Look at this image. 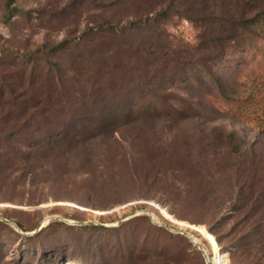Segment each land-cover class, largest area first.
I'll use <instances>...</instances> for the list:
<instances>
[{
	"label": "rangeland",
	"instance_id": "374dc122",
	"mask_svg": "<svg viewBox=\"0 0 264 264\" xmlns=\"http://www.w3.org/2000/svg\"><path fill=\"white\" fill-rule=\"evenodd\" d=\"M8 1L0 0V35L25 49L51 48L66 38L80 40L87 27L103 23L112 13L96 7L107 0H97L96 5L94 0H15L11 7L23 12L8 18ZM134 1L136 7L151 6L156 11L175 2L184 13L201 11L225 20L264 13V0ZM27 10L33 13L31 19ZM129 15L125 21L134 19ZM165 19L169 33L186 43L195 42L203 29L174 10ZM225 25L229 27V22ZM256 33L262 38L255 36L252 49L240 38L231 42L227 59L213 67L209 64L215 82H178L162 91L166 97L159 102V115H119L105 130L99 126L107 117L101 110L66 115V124H72L66 125L72 132L68 143L75 147L68 163L26 172L19 160L8 168L12 148L23 155L27 150L17 142L28 138L21 133L7 136L1 119L0 216L15 221L21 230L0 219V264H207L202 251L181 230L194 234L213 264H242L238 258L232 261L236 240L229 234L239 224L237 237H245L246 242L259 238L247 237L253 225L246 212L234 210L230 203L216 220L177 200V193L200 190L184 188L196 179L169 166L183 161L184 153L196 157L202 147L211 144L212 149V141L222 131L237 132L256 151L264 152V132L258 125L264 124L260 122L264 118V25ZM126 35L146 38L150 31ZM115 36L104 34L97 40L108 42L95 61L98 66L126 61L125 54L117 52L115 40L121 36ZM244 50H249L246 56ZM65 58V54L44 55L51 63ZM176 77L181 79L184 73ZM87 118L98 125L93 128V122L83 120ZM90 148L94 156L88 154ZM168 178L175 187L164 188L161 180ZM145 210L152 211L158 223ZM217 233L224 237L223 244L217 241Z\"/></svg>",
	"mask_w": 264,
	"mask_h": 264
},
{
	"label": "trees",
	"instance_id": "16d2710c",
	"mask_svg": "<svg viewBox=\"0 0 264 264\" xmlns=\"http://www.w3.org/2000/svg\"><path fill=\"white\" fill-rule=\"evenodd\" d=\"M14 1H8V18L23 12L20 7H11ZM96 1H93L95 5ZM135 4L134 0L98 3L96 7L112 12L108 19L87 27L80 40L66 38L51 48L25 49L12 45L10 39L0 35V41L4 40L0 43V120H5L3 130L9 131L7 136L21 133L28 138L23 143L17 142L20 148L27 150L23 155H17L18 150L12 148L8 168L19 160L26 172L63 161L68 163L75 147L68 143L72 124H66V115L78 111L90 115L101 110L107 116L99 122L104 130L119 115H159V102L165 96L161 93L170 85L201 79L215 82L212 67L227 59L231 42L244 37V44L252 49L255 36L262 38L256 32L264 25V13L248 19L225 20L201 11L184 13L175 7V2L158 11ZM172 10L203 28L195 42L186 43L169 33L165 18H169ZM27 12L31 19L32 11ZM129 14H133L134 19L125 21ZM225 22H229V27ZM148 29L150 35L146 38L126 35L129 31ZM104 34L121 36L120 40H115L117 52L124 53L126 61L102 66L95 63L108 44L106 40L97 41ZM248 52L244 50L243 54L246 56ZM46 54L61 57L65 54L66 58L51 63L44 59ZM180 72L184 77L177 79ZM91 119L83 120L93 122L94 128L98 122ZM261 121L264 122L263 117ZM258 125L264 132V124ZM220 133L212 141L215 149L209 144L202 147L196 157L193 153H184L183 161L169 166L196 179L195 183L183 184L184 188L200 190L177 193L175 198L216 220L230 203L234 210L245 211V217L253 225L247 237L259 235V238L246 242L245 237H237L239 224L235 225L229 234L236 240L231 249L232 261L238 258L242 264H264V152L256 151L255 146L241 139L237 132ZM91 149L86 153L93 155ZM177 181L182 185V181ZM161 184L164 188L175 187L169 178L161 180ZM216 190L221 193L217 194ZM217 241L223 244L224 237L217 233Z\"/></svg>",
	"mask_w": 264,
	"mask_h": 264
},
{
	"label": "water",
	"instance_id": "95a60500",
	"mask_svg": "<svg viewBox=\"0 0 264 264\" xmlns=\"http://www.w3.org/2000/svg\"><path fill=\"white\" fill-rule=\"evenodd\" d=\"M145 211H146L147 213L150 214V216L152 217V219L154 220V222L158 223V222L155 220L152 211H150V210H145ZM51 218H52V217H51ZM54 218H60L61 220L66 221V222H68V223H73L72 221H69V220H67V219H65V218H63V217L55 216ZM0 219L3 220V221H5V222H7V223H9V224L14 225V226L17 227L19 230H21V228L19 227V225H18L15 221H12V220H10V219H8V218L1 217V216H0ZM181 231H182L183 234H185L186 236H188V237L191 239V241L193 242V244H194L196 247H198V248L202 251L203 255H204L205 258H206L207 264H213V261H211L210 256H209L207 250H206V249L204 248V246H203V245L197 240V238L194 236V234L191 233V231H187V230H181Z\"/></svg>",
	"mask_w": 264,
	"mask_h": 264
},
{
	"label": "bare ground",
	"instance_id": "6f19581e",
	"mask_svg": "<svg viewBox=\"0 0 264 264\" xmlns=\"http://www.w3.org/2000/svg\"><path fill=\"white\" fill-rule=\"evenodd\" d=\"M166 214H167V212H166ZM172 217H173V216H172ZM172 217H171V218H172ZM173 218H174V217H173ZM173 218H172V219H173ZM170 220H171V219H170ZM176 222H177V223H179L180 225H182V224H183V222H182V221H178L177 219H176ZM200 227H201V226H200ZM200 227H199V228H200ZM202 229H203V228H202Z\"/></svg>",
	"mask_w": 264,
	"mask_h": 264
}]
</instances>
